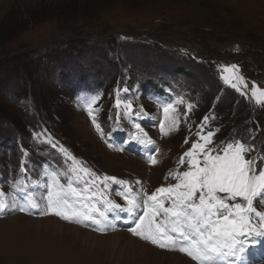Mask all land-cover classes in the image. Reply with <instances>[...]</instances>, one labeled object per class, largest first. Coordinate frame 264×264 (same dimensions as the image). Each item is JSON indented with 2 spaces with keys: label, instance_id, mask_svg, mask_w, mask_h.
Here are the masks:
<instances>
[{
  "label": "rangeland",
  "instance_id": "rangeland-1",
  "mask_svg": "<svg viewBox=\"0 0 264 264\" xmlns=\"http://www.w3.org/2000/svg\"><path fill=\"white\" fill-rule=\"evenodd\" d=\"M231 65L238 71H224ZM253 85L264 90V0H0V192L9 204L0 213V264H199L127 231L143 204L136 216L108 212L110 226L100 232L91 222L43 215L45 198L71 182L80 197L70 200L101 211L106 200L125 206V194L142 201L178 183L171 174L189 171L184 153L208 132L205 152L223 155L239 141L251 147L245 158L259 172L264 98L257 103ZM197 157L203 167L204 152ZM21 180L39 208L14 207L25 203ZM253 206L264 212V198ZM253 240L255 252L264 250V237Z\"/></svg>",
  "mask_w": 264,
  "mask_h": 264
},
{
  "label": "snow or ice",
  "instance_id": "snow-or-ice-1",
  "mask_svg": "<svg viewBox=\"0 0 264 264\" xmlns=\"http://www.w3.org/2000/svg\"><path fill=\"white\" fill-rule=\"evenodd\" d=\"M224 71H238V66L231 65ZM223 78L228 82L229 77ZM237 79L243 81V77ZM232 87L239 91L237 84H232ZM245 87H247L246 83ZM124 91L128 89L125 88ZM252 97L257 98V103H260V99L264 98V90L253 85ZM93 103L95 100L87 106L90 116L93 115L90 110ZM121 103L118 98L117 106ZM125 107L131 110L130 103ZM171 107V105L165 107L166 115ZM188 108L191 110L192 106L189 105ZM208 119V117L204 118L205 121ZM93 124L103 135L94 117ZM160 127L163 133V124ZM136 128L143 132L140 125H136ZM143 135L147 137V133ZM197 135L199 136L200 133L198 132ZM213 135L214 133L208 132L206 136H201L205 143H193L191 149L184 153V157L189 158L190 169L180 174H171L178 183L167 188H158L151 195L144 193L146 199L142 201H138L135 196L125 194V206L106 200L105 211H101L95 204L89 205L82 199L70 200V196L79 198L80 193L69 182L67 190L63 187L53 190L50 187L42 214L51 213L65 221L85 226L91 222L97 226L96 231L104 232L110 226L105 223L108 220V212L119 210L129 216H136L143 204V215L134 219L133 226L127 229L133 236L162 249L186 253L199 264H222L223 261L232 264V259L239 261L249 238L264 237V212L258 211L253 206L257 197L264 198V169L256 171V161L245 158V154L252 151L251 147L239 141L227 144L222 150L223 155H210L205 152V146L211 143ZM137 139L144 143L143 139ZM109 147L112 145L109 144ZM198 152H204L203 167L200 166ZM184 157H181V163H184ZM151 162L156 161L153 158ZM80 171L90 173L88 169L82 168ZM91 175L95 174L91 173ZM104 180H111L121 185L127 183L115 177L106 176ZM26 189V182L19 181L16 190L22 194L25 203L16 204L14 207L22 213L40 207ZM220 192L229 195L221 197L217 195ZM197 193H199L198 197ZM164 196L170 200L169 207L164 205L162 199ZM237 197L244 203L227 202L229 199L235 201ZM8 207L4 194L0 192V213H4ZM161 213L164 218L157 221ZM251 214L259 219V226L252 223Z\"/></svg>",
  "mask_w": 264,
  "mask_h": 264
},
{
  "label": "bare ground",
  "instance_id": "bare-ground-1",
  "mask_svg": "<svg viewBox=\"0 0 264 264\" xmlns=\"http://www.w3.org/2000/svg\"><path fill=\"white\" fill-rule=\"evenodd\" d=\"M48 218H50V217H48ZM36 219H39V218H36ZM52 219H54V218H52ZM55 220H56V219H55ZM57 222H58V221H56V223H57ZM121 223H123V221H122ZM57 224L60 225V223H57ZM68 226L71 227V228H74V229L78 230V231H79V232H78L79 234L84 233V236H86L87 238H91L92 236H101V235H98V234L93 233L92 231L85 230V229H82V228L77 227V226H72V225H68ZM117 234L120 235L121 233H117ZM117 234H116V235H117ZM176 255H178V254H176ZM179 256H180V258L187 260L186 258L181 257V255H179ZM188 262H190V261H188Z\"/></svg>",
  "mask_w": 264,
  "mask_h": 264
},
{
  "label": "trees",
  "instance_id": "trees-1",
  "mask_svg": "<svg viewBox=\"0 0 264 264\" xmlns=\"http://www.w3.org/2000/svg\"><path fill=\"white\" fill-rule=\"evenodd\" d=\"M84 76H85V75H84ZM83 80H86V79L83 78ZM94 80H95V79H94ZM96 82H98V81H96Z\"/></svg>",
  "mask_w": 264,
  "mask_h": 264
}]
</instances>
